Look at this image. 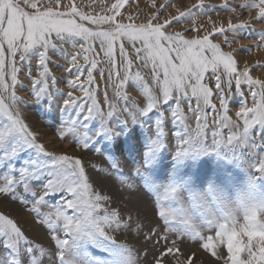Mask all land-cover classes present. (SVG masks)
Segmentation results:
<instances>
[{
    "label": "snow or ice",
    "instance_id": "snow-or-ice-1",
    "mask_svg": "<svg viewBox=\"0 0 264 264\" xmlns=\"http://www.w3.org/2000/svg\"><path fill=\"white\" fill-rule=\"evenodd\" d=\"M129 2L88 0L81 8L77 0H26L24 12L0 14V205L16 206L15 215L0 210V264H123L120 236L143 241L136 264H203L195 251L185 253V243L217 264H264V239L246 245L231 226H213L205 211L241 179L240 161L252 156L249 166L264 178V152H257L264 149V78L252 75L264 62L241 64L240 49L231 47L238 41L229 39L255 37L251 47L242 45L249 54L264 48V27H253L264 25V0H196L163 20L173 0L159 8L151 0L156 10L139 24L124 16ZM97 4L104 6L93 11ZM220 11L236 14V22L211 21ZM204 16L210 30L197 23ZM52 54L65 62L66 92L56 87L50 65H61ZM21 74L40 108L59 105L61 140L71 134L85 152L107 153L113 171L123 176L128 167L129 192L143 188L176 206L157 212L153 203L151 216L137 201L110 206L116 194L94 188L82 156L50 152L25 122Z\"/></svg>",
    "mask_w": 264,
    "mask_h": 264
},
{
    "label": "rangeland",
    "instance_id": "rangeland-1",
    "mask_svg": "<svg viewBox=\"0 0 264 264\" xmlns=\"http://www.w3.org/2000/svg\"><path fill=\"white\" fill-rule=\"evenodd\" d=\"M64 2L67 3L68 0H64ZM104 2L106 4H110L111 2H113V0H104ZM195 2L196 0H173L174 6L168 7L167 10L162 13L161 20H163L164 17L169 16L170 14L176 15L177 8H180V10H185ZM25 3L26 0H6L5 4L0 5V14L9 12L11 11V9H20L21 12H24ZM77 3H79L81 8H85L88 0H77ZM155 3L157 8H159V6L164 3V0H155ZM206 3L219 5L222 3V0H206ZM103 6V4H97L92 10L99 11V9ZM155 10L156 9H153L151 7V0H130L129 5L124 10V16L127 17L129 15H132L136 17L135 23L139 24L145 22L150 14ZM237 11L240 12L242 10L238 9ZM235 16L236 14L234 13L220 11L218 14L213 13L211 15V21H214L217 25H219L221 22H224L226 25V22L230 17L233 19V22H236ZM248 16V12H243L241 18L247 19ZM201 21L209 30L211 29L212 23L209 21V17H198L197 23H200ZM124 22L127 23L128 21L125 19ZM190 26V24L185 25V27ZM253 27L259 29L264 27V25L253 24ZM229 39L238 41V43H233L231 47L234 49H240V51L236 53V56L241 64H243L244 62H248L249 64H254L257 61L264 62V48H261L259 50L254 49L250 54L242 50V45L251 47L252 44L256 43L257 41L255 37L249 39L245 35L233 36L232 34H229ZM216 42L223 43V40L217 37ZM224 50L229 51L231 49L225 48ZM128 52L133 53V49L131 47H128ZM52 60L61 65V67L59 68L50 65L52 72L57 77L56 87L59 88L62 92H66L68 91V87L65 83V79L70 77L67 72L63 71L65 62L63 60H59L55 54H52ZM135 63L138 64V62ZM101 67L107 68V65L102 64ZM146 71L147 70H145V72ZM252 75L255 77L264 78V70H256L252 73ZM20 79L24 82L26 87L22 90L18 89L17 95L24 101H27V103H21L19 105V113L23 114V117L26 118L25 122L32 126L33 131L41 134L39 142L45 144L50 152H54L56 154L82 156L83 163L86 166V171L88 168H91L93 170L97 169V171H99L100 167H102L103 175L109 178L108 184L111 185L112 183H114L115 185L111 187V191L112 193L116 194L117 200L115 204L110 206L126 209L132 206L137 201L140 204L141 210L145 211L149 216H151L153 203L156 204L157 212L160 208L167 209L170 206H176L168 201L161 200L157 202L156 194L153 193L152 196L149 197V195L143 188H139L134 192H129L128 167H123L120 169V171L126 173L123 176H121L119 172L113 171L110 168L111 161L107 153L101 155L94 150L85 152L82 147L76 145L75 138L71 134H69L67 138L61 140L58 137V131L56 128V124L58 123L60 115L59 105L49 106V104L45 102L44 108L48 109V111H45L44 108H40L41 106L37 104L29 95L28 88L30 87V85L28 84L27 78L23 74H21ZM96 80L98 82L99 90L101 93L100 99L103 100L102 93L104 91L105 81L101 79L98 73L96 74ZM108 93L109 96H111V88L108 89ZM76 94L79 95L80 93L77 92ZM5 99H7V94H5ZM247 99L248 103L251 104V98L248 97ZM13 110H16L15 106H13ZM2 119L3 117H0V120ZM233 119H235V117H233ZM63 146H65V148ZM91 147L98 148L100 147V145L95 144ZM257 152H264V149H257ZM127 159L131 160V157L127 156ZM253 159L254 158L252 156H249L247 160H242L238 163V165L236 166V170L240 173L241 179H239L234 185H232L230 189L225 190L223 193H221L214 205L206 206L205 209L207 216L211 220L213 226L217 224H225L226 227L231 226L232 230L237 233L238 239L246 245H257L259 244L260 240L264 239V237H261L259 235V229H264V206H262V202H264V178L259 177L258 174H256L254 170L249 166V163L253 161ZM131 176L133 179H135L134 172L131 173ZM140 183L141 182L137 179L136 184L139 185ZM253 184L255 185L254 189L250 187V185ZM96 190L98 191V189ZM0 210L3 209L0 208ZM42 210L47 211V209ZM194 215H198V213H194ZM152 218L156 220L157 223L162 224V221H159L156 217ZM195 223L204 235L208 234V229L204 224L200 223L199 221H196ZM245 225L252 226L250 229H248L253 232L252 236H249L247 234L248 230L245 229ZM257 225L259 226V228H256ZM177 226L179 227V225ZM118 239L125 240L122 237H118ZM129 239L130 240L126 241V246L118 250L119 255L122 258L123 264H136V259L143 241H139L133 236H130ZM151 246L152 245H149L150 248ZM182 246L185 250V253L189 251H195L202 258L203 264H217V261L210 260L205 255V253L202 252L195 244L185 243ZM160 247H164V245L161 244ZM142 255L143 254L141 253V256ZM150 259L151 256H149V260ZM141 264H145V262L141 261Z\"/></svg>",
    "mask_w": 264,
    "mask_h": 264
},
{
    "label": "bare ground",
    "instance_id": "bare-ground-1",
    "mask_svg": "<svg viewBox=\"0 0 264 264\" xmlns=\"http://www.w3.org/2000/svg\"><path fill=\"white\" fill-rule=\"evenodd\" d=\"M53 147H54V145H53ZM63 147L65 148V146H63ZM73 153H75V152H73ZM87 161H88V159H87ZM97 168H99V167H97ZM102 170H103L102 167H100V170L99 171H97V169L96 170H93L91 168H88L87 169V173L90 175V178H91L90 182L92 180H94L96 182L93 186H94L95 189H98V191H100L101 189H103V190H105L106 193H112L111 187L112 186H115V185H114V183H112L111 185L108 184L109 178L108 177H105L103 175V171ZM0 208H2L3 210H5V212H8V214L15 215V211H16V206L15 205H12V206L6 207V208L3 207L2 205H0ZM23 219H28V217H24ZM120 237L124 238L126 241L130 240L129 239L130 236H120ZM132 241H136V240H132Z\"/></svg>",
    "mask_w": 264,
    "mask_h": 264
}]
</instances>
